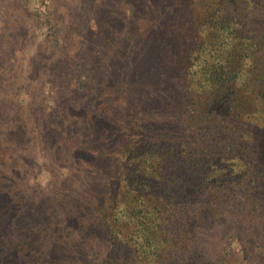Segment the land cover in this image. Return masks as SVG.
Segmentation results:
<instances>
[{"label": "rangeland", "instance_id": "1", "mask_svg": "<svg viewBox=\"0 0 264 264\" xmlns=\"http://www.w3.org/2000/svg\"><path fill=\"white\" fill-rule=\"evenodd\" d=\"M212 10L264 44V0H0V264H121L118 232L140 234L132 208L138 183L150 181L139 179L143 157L159 169L142 202L159 208L158 221L169 216L156 238L178 241L192 229L196 239L191 217L204 213L216 179L199 171L209 137L194 136V125L207 128V112L194 119L206 102L186 89V69L166 59L181 62L185 51L194 60ZM256 134L264 198V127ZM134 137L137 159L108 155L122 142L132 148ZM225 188L201 223L195 263L208 255L209 264H264V234L246 226L244 200L226 207Z\"/></svg>", "mask_w": 264, "mask_h": 264}, {"label": "trees", "instance_id": "2", "mask_svg": "<svg viewBox=\"0 0 264 264\" xmlns=\"http://www.w3.org/2000/svg\"><path fill=\"white\" fill-rule=\"evenodd\" d=\"M211 12L214 13L216 19L211 24V27H209L211 33L202 34L201 37L199 35L198 40L194 42V48L192 49L194 60L185 51L181 62L180 60L179 62L173 61L172 58L166 59L168 62L172 61L176 63L175 65L179 68L183 67L190 74L186 79V89L193 90V92L195 89H198V91L201 90L203 92L199 93V97L205 99L206 103L204 104L206 105H203L204 108L198 106L194 109V112H196L194 119L198 115H202L201 113L204 111V113L207 112L208 122L212 123L207 122L206 129L200 125L199 127H195L196 125H194V136H199L203 139V134H205L204 142L208 141V137L210 139L206 147L201 148L199 145L200 149L198 152L202 156L200 164L203 166L199 171L204 173L213 172L214 170L216 179L213 177L212 182L216 184L212 183V188H209L211 192H207L211 198L209 203L206 202L203 205L202 211L204 213H194L191 220H198V225L196 222L195 227L199 226L198 235H200V230L208 228L205 224L201 223L208 221L209 211L212 205L215 204L213 199L215 191L219 193L217 188L219 184H222V186L226 187V190L229 188V191H226L227 193L224 196L231 198L230 203H224L226 207H229V204L233 202L236 203L238 199L244 200L242 205L245 208L243 209L246 215V226L248 229L261 231L263 235L264 213H262L261 209H263L264 198L257 183V178L260 176L263 165L259 163V158L256 156L258 150L255 147L252 149L251 146H254L253 141L257 136V128L259 126L264 127V103L261 102L262 98L264 99V55L261 59H258L259 57L256 56L260 53L258 47L263 48L264 44L259 38L255 39L256 37L249 34L248 31H244V34H238L235 19H228L229 17H226L223 11L212 10ZM198 29L200 30L201 28ZM191 60L193 63H190ZM172 62L171 66L173 65ZM196 80L200 81V83H197ZM194 83L196 88L192 86ZM222 87L225 91L221 90ZM214 89L216 90L214 91ZM116 131V133H114L115 131L113 132V135L116 138H120L123 129L116 128ZM208 132H211L214 138H211L210 135L208 136ZM221 134L223 137L219 139ZM228 137L229 141L224 143ZM107 138H109L107 141H111L112 139L110 135H107ZM135 142L136 139L134 137L132 148L122 142L118 153H109L108 155H114L116 159L117 155L132 154L137 159L133 149L135 148ZM145 143L148 144V141ZM130 144L132 145V143ZM146 148L147 145L145 146V150ZM204 149H207L206 153H204ZM221 149L224 151L219 154ZM247 152H250V154L248 155ZM205 155L207 159H205ZM244 155L249 156L248 159L244 158ZM150 158L143 157L142 161L139 162L141 165H144V168H141L142 172L139 169V179L145 177V173H149V182L152 184L154 183L153 178L158 177L157 171L159 165L158 162H154ZM212 158H216L215 166L212 165V162H208ZM152 161L153 163H150ZM146 163H148L147 167H145ZM143 169L146 170L143 171ZM133 170L136 171V169ZM147 178H144V184L138 183L136 193H140V196L135 200L136 207L132 208L133 221L135 220V227H138L140 234L133 238L132 232L130 236H122V232H118L117 239H119L124 252L120 263L196 264V254L201 255L204 250V236L199 238L197 235L196 239L193 240L195 235H191L192 229H190L186 230L177 241V236L164 235L158 239L155 233H153L157 227H161L163 223H166V220H169V216H166L162 221H158L156 217L157 213L161 214L159 208L150 209L144 200L142 202L141 193L145 195L146 192L149 193L151 190L150 186L147 187L149 184ZM139 179H134L133 183H137L136 180ZM196 181L199 180L196 179ZM204 186L208 188L206 185ZM194 189L191 191L194 192ZM204 194L206 192L203 191L201 197ZM181 196H183L182 200L187 199L190 195L181 194ZM130 204H133V201ZM192 205L194 206V204H190V207ZM126 216L130 217L131 215L126 212ZM126 223L128 225L131 224L130 221ZM189 225L190 221L187 226ZM18 244L21 246V243ZM43 257L42 254H39L36 257V261H41ZM207 259L208 255H204L203 261L200 264H209Z\"/></svg>", "mask_w": 264, "mask_h": 264}]
</instances>
